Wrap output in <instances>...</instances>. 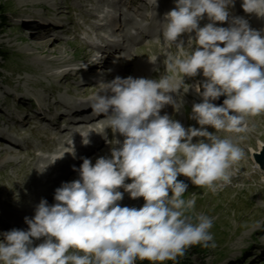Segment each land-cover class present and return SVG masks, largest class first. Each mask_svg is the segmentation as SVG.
Returning <instances> with one entry per match:
<instances>
[{"label":"clouds","instance_id":"1","mask_svg":"<svg viewBox=\"0 0 264 264\" xmlns=\"http://www.w3.org/2000/svg\"><path fill=\"white\" fill-rule=\"evenodd\" d=\"M150 3L157 6V0ZM232 5L233 0H175L165 14L162 35L166 45L179 50L167 57V67L180 74L178 79L116 76L95 86L89 97L92 112L103 115L104 129L121 134L123 142H115L119 147L111 149L110 158L98 157L94 164L84 158L80 179L62 183L54 204L41 199L34 216L25 217L27 230L3 233L0 264H136L138 259L164 264L176 262L192 246L216 247L212 219L193 215L194 194L184 198L187 184L178 176L213 194L222 190L246 154L240 146L243 137L217 133H247L249 117L264 115V33L243 17H230ZM241 7L264 18V0H243ZM205 15L210 22L201 27ZM225 21L228 27L215 24ZM192 32L197 47L189 49L179 38ZM110 42L118 40L111 37ZM201 70L206 80L203 91H196L202 101L192 106L200 127L186 129L160 111L169 104L178 109L171 94L187 91L183 77ZM221 95L226 97L222 105L212 103ZM82 137L85 145L90 143L88 134ZM194 137L203 139L193 142ZM65 152L75 155L72 141L50 163ZM120 188L133 199L143 197L144 204L121 206Z\"/></svg>","mask_w":264,"mask_h":264},{"label":"rangeland","instance_id":"2","mask_svg":"<svg viewBox=\"0 0 264 264\" xmlns=\"http://www.w3.org/2000/svg\"><path fill=\"white\" fill-rule=\"evenodd\" d=\"M146 1L143 0L142 3L145 4ZM162 1H165L162 6L167 5L168 0ZM91 2V0H0V129L3 130V132L0 131V150H3L2 152L4 153L2 159L10 160L7 166L0 162V192L9 191L14 186L17 188L10 195L0 194V209L4 211L11 210V208L16 206L13 212L8 211L9 213L6 214H25V217L29 218V216L35 214L36 205L41 199L48 201L49 205L54 204L56 202L54 199L55 190L64 182L75 180L74 178L66 179L63 182L62 178L66 173L65 167L60 168L61 164L52 167L53 163H50L55 156L62 153V145H55L53 151L44 149L46 147V139L51 136L50 130L46 128L49 127L48 124L37 123V119H34V121L25 126V122L19 120L21 118L19 117L20 112L23 109V105H25L23 101H29L30 106V109L24 111V114L36 112L38 115H43L46 110H51V112L54 110L61 111L63 109L61 107L62 104L57 106L55 103L50 107L51 109H41L42 112L36 109L39 107L41 100L48 96H52L58 101H61L64 96L68 103L76 100L80 96L84 82L88 78L93 77L88 75L78 78L71 73L61 76L48 73L47 71L49 70L57 71L59 65L56 67L52 65L49 60L51 55L38 53L31 48L25 33L27 28L24 26L28 20L37 17L40 21H44L49 28H53L54 25H57L55 24L56 19L59 20L57 22L61 25L63 20L67 21L75 17L77 25L71 24L68 28L63 26L64 28L53 32L70 42V44L65 46L66 52L69 56L73 52L76 53L78 55L77 60H79L81 56L85 57L91 51V48L80 39L81 32L78 29V26L84 21V16L79 15L84 10L81 4L88 3L91 6ZM96 3L98 6L101 4L99 0H96ZM56 4L64 5L68 8H64L66 12L62 16H54L52 18L53 6ZM106 6L110 9L113 8L111 4L106 3ZM174 7L175 0H172L167 8L170 10V8ZM130 12L128 14L124 13L125 16L133 17L137 15V12H133L132 9ZM140 12H143V10H140ZM40 15H42V18ZM142 15L144 14L142 13ZM61 17H63V20ZM206 23L209 22L206 21L204 16L199 24L203 27ZM262 31L264 32V29ZM119 33H123L121 29L116 30V34ZM185 36H191L192 38L195 36V32L182 34L181 37ZM134 41H136L135 44L138 50L145 53L154 48H156L154 52L156 54L161 51L166 52L165 47H167L171 51L169 55L179 54V50L175 45H166L163 39L162 43L164 46L161 44L163 50L159 49L161 46L158 43L152 47L148 45V40L144 41L135 35ZM184 46L189 49L197 47L195 42H190V38L188 42L185 40ZM44 47V44H42L41 51ZM167 57V54L163 56L164 59H167ZM71 62L73 61L70 60L69 63ZM159 62L163 63L161 69L154 68L153 72L152 70L147 72L146 79H153L151 74L160 76L162 72L166 73L165 71L169 70L167 60L163 62L161 59ZM69 63L62 64L61 68H59L60 72L67 69L65 66ZM201 75L202 70L196 76L189 77L185 75L183 79L186 80L188 85H191L194 81L197 82V78L205 79ZM170 77L175 80L179 78V74L170 71ZM185 87H187L186 84ZM37 93L42 95V99H40L41 96L38 98L35 96ZM198 94L200 93H194L195 97H193L188 90H179L176 99H174L179 105L178 109L170 107L171 109L161 110L160 114H168L170 118L179 121L186 129L188 127L199 128L200 125L192 118L193 104L202 101L200 99L202 96H198ZM19 95H22L21 101L19 103L13 101V99L20 98ZM225 98L224 95H221L216 99L217 102L214 100L212 103L218 106L222 105ZM59 111L56 112L57 115L60 113ZM27 114H25L24 118L27 117ZM46 117L50 118L48 123L56 124L55 121L58 120V128L61 130H63L62 127L73 126L67 117L61 116L60 118L57 117V119H53L52 116L48 115ZM105 119L104 117L103 120L90 126L97 124L105 126ZM249 123L251 131L247 133H217L221 137H243L240 140V146L246 154L245 158L235 165L238 171L232 178L231 183L223 187L222 190L213 194L207 188H199L193 185L189 178L183 175L178 176L179 180L187 184L184 198H192L194 194L196 204L193 215L202 213L212 219L213 227L210 231L214 236L216 247L192 246L188 249L185 256L178 258L176 262L166 261L164 264H264V171L259 167H254V161L251 156V151L254 149L258 150L259 143H264V115L249 117ZM204 127L209 132L214 133L216 131L211 126ZM112 133L114 132L112 131ZM114 134L123 142L124 137L121 134L118 132ZM99 138L100 140L104 139V146L101 149L103 150V157L110 158L112 148H109L108 144L111 143L113 147H119V144L108 142L103 136ZM198 139L203 138L194 137L193 142ZM27 142L31 143L32 148L30 149L34 152V155L27 154V150L11 153V148L25 147ZM96 159L90 160L94 164ZM45 165L47 166L44 168ZM127 181L128 183L131 182L130 179ZM35 192H39V194ZM14 194H22V196L15 197ZM125 200L126 197H123L118 203L124 206ZM143 204V197H139L126 206L139 208ZM6 227L3 228L0 225V230L3 228L4 233L11 230L9 228L5 229ZM22 227L25 226L22 225ZM41 242L42 239L34 240L33 246Z\"/></svg>","mask_w":264,"mask_h":264},{"label":"bare ground","instance_id":"3","mask_svg":"<svg viewBox=\"0 0 264 264\" xmlns=\"http://www.w3.org/2000/svg\"><path fill=\"white\" fill-rule=\"evenodd\" d=\"M107 1V0H106ZM122 0H114L115 3H121ZM172 1V0H170ZM170 1H167V5H164V7H169L170 5ZM43 2V1H41ZM96 2V0H95ZM99 2L101 3L99 6L102 7V4H105V0H99ZM143 0H125V5L127 6L126 10H128V7H133V5H145L144 3H142ZM165 2V1H160L157 0V6L155 8H153L152 4L150 7L147 6V9L150 12L151 10V14L149 15H143L144 18H146V22H135L137 28L139 30H143L140 31L139 33L141 34V39L142 40H148V45H151L152 47L155 44H159L161 47H159V49H162V45L164 46V44L162 43V38H163V27L164 25V21H165V14L157 11L158 7L161 6V4ZM243 0H240L238 3H235L231 6L232 9H229V13H230V17H245V19L248 21L249 25L256 29L257 27H259L260 30L264 29V21L261 20V18H258L255 14H248V13H243L245 14V16H239L242 15L240 14V10L243 9L241 7ZM36 3H40V2H36ZM54 3V2H53ZM148 3H150V0L146 1V5H148ZM95 4V3H93ZM99 6L96 4V6H88V4L82 3L81 7L84 8L83 11H81L79 13V15L84 16V21L78 26V29L81 32V35L79 36L80 39L83 41V43L88 44L89 46L92 45V43L97 42L96 41V37H102L103 40L106 41H110V38H108V36H113L114 34H110V33H105L102 34L101 32H99L98 30L100 29V27L95 23V21H92L91 18L92 17H96V12L93 9H98ZM116 7V6H115ZM140 7V6H138ZM64 8H68L67 6L64 5H54L53 6V10H52V14L53 17L54 16H62L64 14V12H66L64 10ZM157 8V9H156ZM117 9V8H116ZM168 9V8H167ZM173 9V8H172ZM130 10V9H129ZM171 10V8H170ZM120 12V10H118ZM169 11V9H168ZM167 11V12H168ZM50 13V12H49ZM107 15V13H106ZM122 15L125 16V14L122 12ZM42 18V15H40ZM205 19L206 21L210 22L207 15H205ZM57 21H59L58 19H56ZM55 22L53 28H49L47 26V24L44 23V21H40L37 17L28 20L27 24H25V28H27V30L25 31L26 33V37H27V41L28 44L31 46V48L38 52V53H45L46 55H51L49 60L52 62V65L58 66L57 71L53 72L51 70L47 71L48 73H50L51 75H67L68 73H71L72 75L76 76V77H83V76H93L92 78H88L83 86H82V90L80 92V96L76 99L73 100L71 102H66V99L62 98L61 101H58L56 98L52 97V96H48L42 99V95H40L39 93L35 94V96L38 98L41 96L40 99L41 103L39 105L38 110L40 112H42L41 109H51L50 107H52L55 104H57V106H59L60 104H62V110H54L53 112H51V110L49 111H44L43 113L48 115V116H52V118H56L57 117H67L69 122L72 121V119H70V116L68 115L69 112L68 110H64V108L66 109V103L69 104L68 108H72V107H77L79 108L76 113L77 116H82L83 113H87L92 111L90 104H89V97L92 95V93L96 90L95 86L100 82V81H111L115 76H119L121 78H126L128 76H131L133 78H146V74L147 72L154 71V68L156 69H161V67L163 66V63L161 64L159 62V60L162 59V61H166L167 59H164L163 56H169V53L171 51H169L167 49V47H165L166 52H159V53H154L156 48L152 49L151 51H149L148 53L142 52L140 50H138L137 46H134L135 42L133 41L134 38V34L129 32L126 28V26L124 27L125 35L123 36L125 38V40H127L129 42V44H131V46H127L123 48V50H121V52H117L119 50H117L118 46L117 44L119 43H115V44H111L110 46H113V53H110L108 55H106V57L104 58V60H100L99 62H94L98 56H94V52L92 51V49H90L91 51L89 53L86 54L85 57L81 56V59H86L85 61H87V66L82 67V65L86 64L84 63V61L82 63L79 62H74L72 64H70V60L75 59V53L73 54V56L69 57L68 53L66 52L65 46L67 44H70V42L68 40H65L64 38H61V36H58L56 34V32L53 31H58L59 29H62L61 27L58 26V22ZM71 24H76V20L75 17H72L68 26ZM216 26L219 27H228L229 26V22L225 21V22H215ZM77 25V24H76ZM65 27V28H68ZM49 28V29H48ZM116 32V31H115ZM136 33H138L137 31H135ZM162 36V38H161ZM113 37H115L117 40L120 39L119 37H116V35H114ZM189 38L191 39L190 42H194L195 40V36L191 38V36H185V37H180L179 39L183 41V43L188 42ZM119 41V40H118ZM44 44V48L41 51V45ZM162 44V45H161ZM221 46H223L221 44ZM98 49V48H97ZM154 53V54H153ZM141 54V55H139ZM144 54V55H143ZM145 56V58H144ZM153 58H156L155 62H152L151 60ZM89 61V62H88ZM66 64L69 63L65 66V68H70V69H65L64 71L60 69L62 64ZM87 68V69H86ZM72 70H75L72 72ZM51 71V72H50ZM76 72V73H75ZM166 73L162 72V74L160 76H155L154 74H151L152 78L155 79H159L162 75H167L170 76V71L167 70L165 71ZM178 74V73H177ZM154 75V76H153ZM180 75V74H179ZM89 76V77H90ZM202 76V75H201ZM203 77V76H202ZM184 80V84L187 85V89L188 92L191 94V96L195 97L194 93H198L196 91L197 87H200V92L203 91L202 88V84L204 82V80H206V78H197V82L194 81L191 85H188L186 80ZM183 88L179 89L182 90ZM178 90V91H179ZM171 95H173V98L176 99V95L177 93H172ZM198 96H201L200 94H198ZM20 98L14 100L15 102H20L22 95L20 96ZM202 99V98H200ZM23 103L25 105H23V109L20 112L21 114L19 115V120H22L25 126H27L28 123H31L32 121H34V119H37V123H46L48 124L49 127L47 130H50L51 136H49L46 139V147L44 148L47 151H53L55 148V145H62V152L67 150V147L70 145L71 141H72V145L74 146V150H75V155H72L71 153L65 152L64 156L62 158H58L59 161H55L52 164V167H56L58 165H60L59 167H65V175L62 178L63 182L66 179H80V175H79V168L81 163L83 162L84 158H90L91 160L96 159L97 157H101L103 156V150H101L104 146V139L102 138L93 148H91L90 150H88V147L90 146V143L85 145L82 140H83V135H87L88 134V139L89 141L96 138L95 140H97L98 137H104L105 140L107 139L108 142H112L114 144L117 140H119V138L117 136H115L114 133H112V130L110 128H105L104 129V125H100L97 124L95 125V127H91L89 129V124H93L96 123L95 121H100L102 119H104V116H102V118L97 119V120H88L87 122H80L77 123L75 126H73V128L68 129L65 128L63 130L58 128V120L55 121L56 124L54 123H48L50 118L46 117V115H38L36 112L33 114H27V117L24 118L25 114L24 111H26L27 109H30L29 106V101H23ZM46 107V108H45ZM173 109V105L169 104V105H165L161 110H168V109ZM60 112L58 115L56 114V112ZM95 114H92L90 116H94ZM100 123V122H99ZM100 125V126H99ZM0 131L3 132L2 129H0ZM20 133H22L21 131H19ZM18 133V134H20ZM81 135V136H80ZM80 136V137H79ZM98 136V137H97ZM2 138H4V136H2ZM107 142V143H108ZM121 142V141H120ZM262 142V141H261ZM95 143V142H94ZM105 143V144H107ZM122 143V142H121ZM106 146V145H105ZM109 148H113L112 144L109 143L108 144ZM18 148V149H16ZM32 145L30 142H27V144L25 145V147L19 146V147H15L11 148L10 151L11 153H16L18 151H23V150H27V154L29 155H34V152L31 151ZM81 150V151H80ZM3 150H0V162H3L4 165H8L10 163V160H3L2 157L4 156V153L2 152ZM256 153V158H258V161L261 162L262 166H264V143H259L258 146V150H252L251 151V156L252 159L254 161V167L255 168H260V165L258 164V162L255 160L254 158V154ZM261 169V168H260ZM56 173V172H55ZM60 173V172H59ZM62 173V174H64ZM61 174V175H62ZM60 175V176H61ZM59 181V180H58ZM56 183V181H55ZM126 183H128V181L126 180ZM26 187V186H25ZM16 187H12L9 191H5V192H0V194L3 195H10L12 193V191H16ZM120 191L123 193V197H126L125 200V204L129 205L130 202H132V200H134L133 198H131L129 196V194L127 192L124 191L123 188H120ZM37 194H39V192H35ZM15 197H21L22 194H14ZM48 202V201H47ZM1 208V207H0ZM16 208V206H14V208H11V210H2L0 209V225L4 227H6L7 225L10 226V229L12 230L13 228H18L15 224L13 223H7L6 221L8 219L9 222L11 221H16L18 216H15L16 214H6L10 212H13V210ZM7 215V218H5L4 216ZM25 218V214H21L20 219H24ZM6 219V220H5ZM25 221V219H24ZM3 228H1L0 230V240H3ZM20 228V227H19ZM28 227H22L20 228V230H27Z\"/></svg>","mask_w":264,"mask_h":264},{"label":"trees","instance_id":"4","mask_svg":"<svg viewBox=\"0 0 264 264\" xmlns=\"http://www.w3.org/2000/svg\"><path fill=\"white\" fill-rule=\"evenodd\" d=\"M136 264H152V262H149L148 260H137Z\"/></svg>","mask_w":264,"mask_h":264},{"label":"water","instance_id":"5","mask_svg":"<svg viewBox=\"0 0 264 264\" xmlns=\"http://www.w3.org/2000/svg\"><path fill=\"white\" fill-rule=\"evenodd\" d=\"M254 158L258 162V164L260 165V168L264 171V166H262L261 162L258 161V158H256V153L254 154Z\"/></svg>","mask_w":264,"mask_h":264}]
</instances>
